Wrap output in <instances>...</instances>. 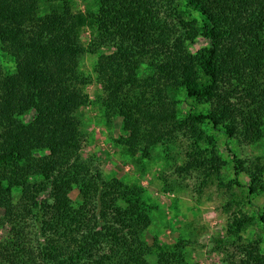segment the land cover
Returning a JSON list of instances; mask_svg holds the SVG:
<instances>
[{"label": "trees", "instance_id": "16d2710c", "mask_svg": "<svg viewBox=\"0 0 264 264\" xmlns=\"http://www.w3.org/2000/svg\"><path fill=\"white\" fill-rule=\"evenodd\" d=\"M95 2L84 12L74 0H0V222L9 225L0 264H191L183 244L146 240L160 208L143 185L109 180L83 157L80 111L94 102L108 126L122 118L119 143L132 156L180 142L179 174H219L228 162L207 128L240 143L264 139V0ZM199 37L207 44L192 51ZM86 54L99 55L94 75L81 69ZM232 160L236 185L249 175L253 204L264 165ZM258 219L264 225V211ZM251 222L237 217L231 231ZM237 250L233 264H264L259 242Z\"/></svg>", "mask_w": 264, "mask_h": 264}, {"label": "rangeland", "instance_id": "374dc122", "mask_svg": "<svg viewBox=\"0 0 264 264\" xmlns=\"http://www.w3.org/2000/svg\"><path fill=\"white\" fill-rule=\"evenodd\" d=\"M74 2L77 10L85 12L88 8L96 9L95 0ZM80 36L87 45L91 40V29L84 27ZM206 44L207 41L199 37L189 47L196 51ZM98 59V54H86L81 60V69L94 75ZM2 60L6 67L13 68L9 59ZM145 67L146 64H143ZM100 88L101 84L96 79L88 85L87 93L92 100L96 99ZM178 99L183 110L190 107V101L183 94ZM80 114L85 136L83 157L95 158L109 180L116 178L125 183H140L147 190L150 203L159 206L160 209L153 213L152 225L145 233L147 241L151 243L157 237L160 242L171 246L183 244L191 264H233L242 256L238 253V244L259 242L264 251V225L258 219V212L264 211V193L252 196L253 204L249 203V175L240 174L238 179L243 186L236 185L232 160L234 153L244 159L251 170L259 163L264 165V139L254 144L240 143L207 128L228 165L211 177L199 172L184 176L176 171L184 164L186 157L182 143L171 146V150L159 145L149 157L142 158L139 154L132 156L119 143L128 136L122 129V118H116L108 126L98 104L94 102L82 108ZM72 196L76 198V193L73 192ZM3 215L0 209V216ZM244 215L252 216L253 222L234 234L231 231L233 221ZM8 227V224L0 222V239L6 236Z\"/></svg>", "mask_w": 264, "mask_h": 264}]
</instances>
